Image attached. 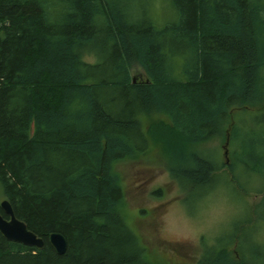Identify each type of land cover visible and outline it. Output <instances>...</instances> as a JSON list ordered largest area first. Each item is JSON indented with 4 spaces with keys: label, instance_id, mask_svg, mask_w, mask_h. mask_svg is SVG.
Instances as JSON below:
<instances>
[{
    "label": "trees",
    "instance_id": "1",
    "mask_svg": "<svg viewBox=\"0 0 264 264\" xmlns=\"http://www.w3.org/2000/svg\"><path fill=\"white\" fill-rule=\"evenodd\" d=\"M155 1L0 0V200L44 241L0 231V264H154L118 163L156 150L186 198L225 165L194 146L232 143L235 113L264 110V0H163L159 14ZM243 146L256 172L264 132ZM228 250L194 264H248Z\"/></svg>",
    "mask_w": 264,
    "mask_h": 264
},
{
    "label": "rangeland",
    "instance_id": "2",
    "mask_svg": "<svg viewBox=\"0 0 264 264\" xmlns=\"http://www.w3.org/2000/svg\"><path fill=\"white\" fill-rule=\"evenodd\" d=\"M163 2L154 3L158 14ZM84 57L93 59L90 55ZM130 72L133 78L146 76L138 64H133ZM261 108L249 106L235 113L239 136L232 143L226 136H216L194 146L225 165L210 183L186 198L156 150L118 163L127 221L145 245L151 262L194 264L200 256L226 246L235 258L245 256L248 264H264V164L256 166L255 172L241 161L246 158L245 141L264 132ZM262 149L256 146L261 154ZM233 159L234 167L226 166ZM155 187L163 189L158 197L151 193ZM198 191L201 193L193 194Z\"/></svg>",
    "mask_w": 264,
    "mask_h": 264
},
{
    "label": "water",
    "instance_id": "3",
    "mask_svg": "<svg viewBox=\"0 0 264 264\" xmlns=\"http://www.w3.org/2000/svg\"><path fill=\"white\" fill-rule=\"evenodd\" d=\"M0 207L7 214V217H4L0 213V231L7 239L31 246L41 247L43 245V238L30 230L26 223L14 214L7 198L0 200ZM49 241L58 253L66 251L67 239L63 233L59 231L50 232Z\"/></svg>",
    "mask_w": 264,
    "mask_h": 264
}]
</instances>
